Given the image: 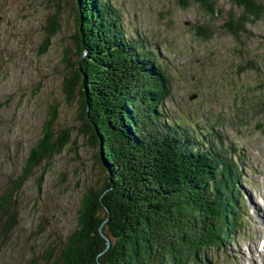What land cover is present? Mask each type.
Instances as JSON below:
<instances>
[{
	"label": "rangeland",
	"instance_id": "rangeland-1",
	"mask_svg": "<svg viewBox=\"0 0 264 264\" xmlns=\"http://www.w3.org/2000/svg\"><path fill=\"white\" fill-rule=\"evenodd\" d=\"M256 1L263 11L236 35L224 27L240 14L233 0H213L216 14L192 0L106 1L118 11L125 34H141L165 62L164 105L171 119L192 121L199 134L211 128L251 167L239 182L244 221L228 242L206 250L210 264L264 261L253 255L264 247V0ZM55 2L0 0V200L50 114L51 133L69 131L63 148L31 169L3 209L13 210L15 222L2 230L0 217V264H53L76 227L81 197L104 177L96 146L78 130L77 90H63L67 58L74 59L75 5ZM51 15L57 28L48 33Z\"/></svg>",
	"mask_w": 264,
	"mask_h": 264
},
{
	"label": "trees",
	"instance_id": "trees-1",
	"mask_svg": "<svg viewBox=\"0 0 264 264\" xmlns=\"http://www.w3.org/2000/svg\"><path fill=\"white\" fill-rule=\"evenodd\" d=\"M71 1L75 48L74 59L67 58L63 90L67 95L77 90L78 130L89 146H96L104 177L81 197L76 227L53 264H210L206 250L228 242L244 221L239 182L249 165L241 169V157L232 146L224 147L211 128L199 134L192 121L171 119L164 105L169 95L165 62L141 34H125L107 0ZM192 1L218 13L213 0ZM233 3L240 14L224 27L236 35L263 8L256 0ZM54 20L51 15L48 33L56 31ZM53 117L0 200V217L11 223L14 215L3 209L13 201L12 192L32 168L67 143L64 128L52 135Z\"/></svg>",
	"mask_w": 264,
	"mask_h": 264
},
{
	"label": "flooded vegetation",
	"instance_id": "flooded-vegetation-1",
	"mask_svg": "<svg viewBox=\"0 0 264 264\" xmlns=\"http://www.w3.org/2000/svg\"><path fill=\"white\" fill-rule=\"evenodd\" d=\"M11 204H13L12 202H11ZM13 208V207H12ZM10 212H13V210L12 211H10ZM2 214V213H1ZM12 214V213H11ZM15 214V213H14ZM13 215V214H12ZM14 218H15V216H14ZM13 224H14V222L13 223H11L8 219H7V217L5 216V217H3V220H2V223H1V228H5V227H7L6 229H2V230H7L8 229V227H10V226H13Z\"/></svg>",
	"mask_w": 264,
	"mask_h": 264
},
{
	"label": "water",
	"instance_id": "water-1",
	"mask_svg": "<svg viewBox=\"0 0 264 264\" xmlns=\"http://www.w3.org/2000/svg\"><path fill=\"white\" fill-rule=\"evenodd\" d=\"M103 222V221H102ZM108 245V242H106V246Z\"/></svg>",
	"mask_w": 264,
	"mask_h": 264
},
{
	"label": "bare ground",
	"instance_id": "bare-ground-1",
	"mask_svg": "<svg viewBox=\"0 0 264 264\" xmlns=\"http://www.w3.org/2000/svg\"><path fill=\"white\" fill-rule=\"evenodd\" d=\"M264 248V247H263ZM263 256H264V253H263ZM262 257V256H261Z\"/></svg>",
	"mask_w": 264,
	"mask_h": 264
}]
</instances>
